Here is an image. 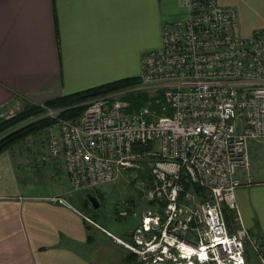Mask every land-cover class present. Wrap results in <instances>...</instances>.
<instances>
[{"label": "built area", "instance_id": "1", "mask_svg": "<svg viewBox=\"0 0 264 264\" xmlns=\"http://www.w3.org/2000/svg\"><path fill=\"white\" fill-rule=\"evenodd\" d=\"M177 4L178 14L162 22L160 47L142 54L135 83L89 99L73 119L59 118L58 110L40 105L42 116L54 119L56 132L45 136L37 159L54 164L78 191L115 182L123 172L139 169V161L147 157L148 177L135 181L148 204L139 215L138 233L162 227L160 245L166 252L175 242L204 247L206 260L193 255L199 263L214 259L216 264H246L248 244L264 264L259 236L241 225L230 233L223 215L225 208L237 212L235 190L242 184L239 171L249 170V144L264 146V28L241 36L236 8L217 0ZM132 90L158 97L156 107L149 102L132 108L124 98ZM21 109L10 108L1 119ZM135 145L149 148L135 151ZM194 187L202 193L191 211L201 226L195 242L176 236L178 226L172 227L181 223L177 219L186 202H193ZM121 205V216L135 214L133 206ZM113 238L142 255L159 244L155 234L143 251ZM150 257L143 259L148 263Z\"/></svg>", "mask_w": 264, "mask_h": 264}, {"label": "crops", "instance_id": "2", "mask_svg": "<svg viewBox=\"0 0 264 264\" xmlns=\"http://www.w3.org/2000/svg\"><path fill=\"white\" fill-rule=\"evenodd\" d=\"M217 2L236 8L241 36L264 28V0ZM178 11L177 0H0V119L13 107L137 77L142 54L161 45L163 20ZM248 150L236 215L264 243V146ZM65 183L35 151L14 145L0 154V264H96L105 248L122 264L123 246L84 219ZM249 251L247 264H259Z\"/></svg>", "mask_w": 264, "mask_h": 264}, {"label": "rangeland", "instance_id": "3", "mask_svg": "<svg viewBox=\"0 0 264 264\" xmlns=\"http://www.w3.org/2000/svg\"><path fill=\"white\" fill-rule=\"evenodd\" d=\"M124 98L131 103V107L137 106L138 108H140L142 106L148 105V103L151 102V107L155 108L156 105L153 103V101L158 97L151 98V95L147 94L146 92H138L132 90L128 92L124 96ZM26 122H24L23 124H25ZM51 131L56 132L55 128H52L51 125H49L38 131L37 133L29 135L15 146L21 149L23 147V150L24 148H26L33 152L35 151V156L37 158L40 154V150L38 147L41 146V144L42 146H44L43 142L45 141V136ZM139 166L140 168L135 172H123L115 182L101 184L89 190L73 191L70 185L68 183H65L64 185L66 187V190L64 191V195L66 198L73 197L75 203H77L76 205L78 206L79 210H81V212L84 215L88 216L92 221L96 222V224L100 225L103 228L105 227L104 229L110 234L114 235L113 237L121 239L127 244L138 248L140 251H143V249L146 248L145 242H148V240L151 239V235L155 234V236H157L155 243H157L158 241L159 244L154 247V249L152 250L153 252H146L143 255L136 254L135 252L131 251L121 244L123 246L122 264H185L186 259L179 257L180 244H177L176 242L173 243L174 245L168 247V252L164 251V249L161 248L160 244L162 242V238L160 234L162 227H159L157 230H154L150 233L137 232L139 215L145 208H147L148 204L145 203L138 194L135 187V181L137 180V178L145 179L148 177L147 174L149 168V159L147 157H143L141 161H139ZM196 188L197 187L193 188V191L195 193L193 202H186V211L177 219H180L181 223L177 224V222H175V224L172 225V227L178 226V230L173 232L176 236H184L185 240L193 242L198 240L196 236L197 229L201 228L200 223H198V221L193 217L191 213L196 204L200 201V197H202L201 191H196ZM88 194H91L97 198L99 205L96 209H90V205L88 204L90 202L86 198ZM121 202H126L128 206H133L135 214H133L131 211L129 214L121 216L119 214L120 209L124 208L123 205H121ZM223 215L230 233H233L238 227H240L241 224L236 219V213L234 210H228L225 208L223 210ZM112 235H107L105 239L117 242L112 237ZM140 240L142 241V244L137 245L136 241ZM162 250L166 253L163 254ZM249 250H251L254 258L258 262L257 256L254 254L248 244L245 248V259L248 252H250ZM101 253L103 254H97L96 257H94V261L96 262V264H119L113 259L112 252H110L107 248L102 250ZM213 254L215 255L216 251H213ZM147 255L152 256L148 259V263H146L147 260L143 259V257ZM156 256H160L162 259L150 262V260L156 258ZM221 257L222 256L220 255L218 261H220ZM191 260L194 262V264L217 263L214 259L209 260L205 263H199L193 258V256Z\"/></svg>", "mask_w": 264, "mask_h": 264}, {"label": "trees", "instance_id": "4", "mask_svg": "<svg viewBox=\"0 0 264 264\" xmlns=\"http://www.w3.org/2000/svg\"><path fill=\"white\" fill-rule=\"evenodd\" d=\"M136 82V77L115 81L95 88L81 91L71 95H65L42 104L44 107L58 110L57 117L64 119H73L80 116L85 107L86 101L101 94L124 88ZM132 108H138L132 107ZM44 108L40 105H27L21 111L11 118L0 119V154L21 142L29 135L35 134L43 128L52 125L54 119L46 116H40ZM28 121V122H26ZM26 122L25 124H23ZM149 147L135 145V151L146 150ZM148 176V174H147ZM188 188V187H187ZM185 187V189H187ZM196 191H201L198 187ZM90 205V209L92 205ZM147 206V205H146ZM148 207V206H147Z\"/></svg>", "mask_w": 264, "mask_h": 264}, {"label": "bare ground", "instance_id": "5", "mask_svg": "<svg viewBox=\"0 0 264 264\" xmlns=\"http://www.w3.org/2000/svg\"><path fill=\"white\" fill-rule=\"evenodd\" d=\"M180 258L186 259L185 264H194V262L191 260L192 256L195 255L196 258H199L201 261H204L208 258L207 252L205 251V248H194L191 246H188L186 244L180 245ZM177 249V248H176ZM178 254V253H177Z\"/></svg>", "mask_w": 264, "mask_h": 264}, {"label": "water", "instance_id": "6", "mask_svg": "<svg viewBox=\"0 0 264 264\" xmlns=\"http://www.w3.org/2000/svg\"><path fill=\"white\" fill-rule=\"evenodd\" d=\"M86 198H87V200L90 202V204L92 205V208H93V209H96V208L98 207L99 202H98V200H97V198H96L95 196H93V195H91V194H88V195L86 196Z\"/></svg>", "mask_w": 264, "mask_h": 264}]
</instances>
